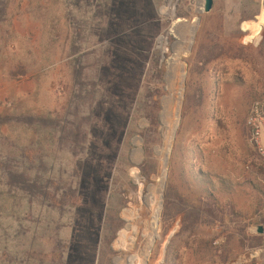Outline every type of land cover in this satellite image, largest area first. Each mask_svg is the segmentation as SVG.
Returning a JSON list of instances; mask_svg holds the SVG:
<instances>
[{
  "label": "rangeland",
  "instance_id": "1",
  "mask_svg": "<svg viewBox=\"0 0 264 264\" xmlns=\"http://www.w3.org/2000/svg\"><path fill=\"white\" fill-rule=\"evenodd\" d=\"M204 1L0 0V264H264V0Z\"/></svg>",
  "mask_w": 264,
  "mask_h": 264
},
{
  "label": "built area",
  "instance_id": "2",
  "mask_svg": "<svg viewBox=\"0 0 264 264\" xmlns=\"http://www.w3.org/2000/svg\"><path fill=\"white\" fill-rule=\"evenodd\" d=\"M249 141L264 159V108L261 102L253 104L247 117Z\"/></svg>",
  "mask_w": 264,
  "mask_h": 264
},
{
  "label": "water",
  "instance_id": "3",
  "mask_svg": "<svg viewBox=\"0 0 264 264\" xmlns=\"http://www.w3.org/2000/svg\"><path fill=\"white\" fill-rule=\"evenodd\" d=\"M213 4H214V0H205L204 1V4H203V7H202V9H199V5H198V9H197V11L198 12H200V13H202V12H209L212 8H213ZM166 76H167V74L165 73L164 74V82L166 81ZM166 96L165 95H163L161 98H160V101H159V105H160V112H159V115H158V120H159V123L162 125V117H163V111H164V109H163V100H164V98H165ZM162 128V127H161ZM134 139H138V140H142L141 139V137L140 136H136ZM133 144L135 145V143L133 142ZM135 149V148H134ZM133 149V150H134ZM157 152L159 153V147H157ZM133 150H132V152H133ZM142 150V149H141ZM132 155V154H131ZM168 160H169V158H168ZM168 160H167V162L165 163V168L167 169V166H168ZM164 170V169H163Z\"/></svg>",
  "mask_w": 264,
  "mask_h": 264
},
{
  "label": "bare ground",
  "instance_id": "4",
  "mask_svg": "<svg viewBox=\"0 0 264 264\" xmlns=\"http://www.w3.org/2000/svg\"><path fill=\"white\" fill-rule=\"evenodd\" d=\"M169 13V12H168ZM197 21V20H196ZM182 22L183 21H181V19H178V20H176L174 23H173V25H172V28H173V31L174 32H176V34H173V32H172V35L174 36V39H175V37H176V35H180V33H182L181 31H183V28L185 27V26H183L182 25ZM185 22H188V21H185ZM194 27H193V25H192V29H193ZM190 43V42H189ZM176 44V43H175ZM186 52V49L184 50V53ZM167 65V64H166ZM166 74H167V70H166V72H165ZM167 97H165L164 98V100H163V109H164V111H163V117H162V124H163V121H164V119H165V117H166V114H167V111H166V108H165V103H166V101H165V99H166ZM176 115H177V118H179V117H181V112L178 110L177 111V113H176ZM136 145V144H135ZM134 151V150H133ZM133 153V152H132ZM135 164H137L138 162H134ZM133 170H137L138 171V173H139V170L137 169V168H134ZM132 170V171H133ZM125 210H129V209H125ZM124 210V211H125ZM129 227H130V225H126V228L127 229H129ZM119 258V257H118ZM117 258V259H118Z\"/></svg>",
  "mask_w": 264,
  "mask_h": 264
},
{
  "label": "trees",
  "instance_id": "5",
  "mask_svg": "<svg viewBox=\"0 0 264 264\" xmlns=\"http://www.w3.org/2000/svg\"><path fill=\"white\" fill-rule=\"evenodd\" d=\"M152 104H153V107H154V113L152 112L151 116H147L150 120V122L154 125H156L158 123V115H157V110L159 109V104H158V100H153L152 101ZM256 239H258V237H256ZM243 242H244V239H243ZM259 244V242H258Z\"/></svg>",
  "mask_w": 264,
  "mask_h": 264
}]
</instances>
